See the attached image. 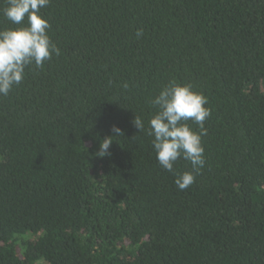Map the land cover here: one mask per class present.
Wrapping results in <instances>:
<instances>
[{
	"label": "trees",
	"instance_id": "1",
	"mask_svg": "<svg viewBox=\"0 0 264 264\" xmlns=\"http://www.w3.org/2000/svg\"><path fill=\"white\" fill-rule=\"evenodd\" d=\"M5 6L0 30L16 27ZM41 15L59 55L0 95V264H264V0H50ZM173 80L211 113L184 190L147 134Z\"/></svg>",
	"mask_w": 264,
	"mask_h": 264
},
{
	"label": "clouds",
	"instance_id": "2",
	"mask_svg": "<svg viewBox=\"0 0 264 264\" xmlns=\"http://www.w3.org/2000/svg\"><path fill=\"white\" fill-rule=\"evenodd\" d=\"M49 3L50 0H6L3 16L16 27L0 30V95L7 96L22 82L26 67L42 68L53 54L59 55L60 50L48 35L51 26L41 15V9ZM136 35L139 37L142 31L137 30ZM151 103L156 112L149 119L147 134L153 137L156 159L163 169L173 173L175 184L184 190L194 183V174H198L205 163L201 140L207 134L204 121L211 114L205 106L207 98L191 85L173 80L162 87ZM189 121L196 124L199 131L193 130ZM133 124L139 131L145 127L136 115ZM111 131L114 135L100 141L96 155L110 154L108 149L113 138L123 135L115 125ZM178 158L189 161L192 171L174 172L173 165Z\"/></svg>",
	"mask_w": 264,
	"mask_h": 264
}]
</instances>
